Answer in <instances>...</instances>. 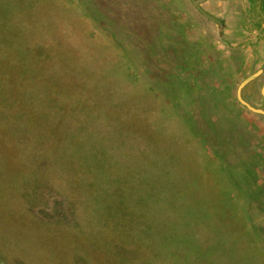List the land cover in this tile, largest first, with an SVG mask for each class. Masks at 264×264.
Returning a JSON list of instances; mask_svg holds the SVG:
<instances>
[{"label":"rangeland","instance_id":"374dc122","mask_svg":"<svg viewBox=\"0 0 264 264\" xmlns=\"http://www.w3.org/2000/svg\"><path fill=\"white\" fill-rule=\"evenodd\" d=\"M172 16L158 0H0L3 63L19 67L27 90L59 98L44 110L36 103L40 122L61 121L57 109L67 104L72 82L71 105L82 108L75 121L101 123L105 139L113 137L109 126L116 120L153 137L151 151L138 149L150 152L153 169L140 162L136 170L147 171L149 187L119 186L121 198L109 201L105 217L112 236L96 245L95 261L117 257L115 228L126 244L133 222L132 247L141 251L132 264H146L147 247L152 264H264V173L255 168L259 158L248 156L238 123L248 114L238 101L257 107L262 95L245 101L228 77V61L215 60L212 48L203 59L206 47L180 33L192 20ZM16 184L1 195L0 233L7 236L13 225L2 204L11 194L30 210L31 227L9 235L18 244L0 236V264H25L31 257L22 250L24 237L36 239L45 225L48 231L58 219H72L52 189L35 185L17 194Z\"/></svg>","mask_w":264,"mask_h":264},{"label":"trees","instance_id":"16d2710c","mask_svg":"<svg viewBox=\"0 0 264 264\" xmlns=\"http://www.w3.org/2000/svg\"><path fill=\"white\" fill-rule=\"evenodd\" d=\"M6 55L4 46L0 49V199L4 188L12 191V184H19L17 194L35 185L44 186L60 196L61 204L67 206L73 219L68 218L67 223L58 219L54 222L55 227L48 231L47 226L51 225H45L44 235L35 234L36 239L32 235L24 237L22 250L31 257L25 264H100L98 255L96 261L94 259V254H98L96 245L101 239L105 241L112 236L107 234L111 224L105 221L110 214L109 201L120 200L119 186L122 184L133 192L149 187L144 182L147 171L136 170L140 162L149 170L153 169L150 152L138 151L142 145L146 151H151L153 137L149 131L140 134L141 130L131 125L136 123L116 120L109 126L113 137L105 139L103 130H98L101 123L75 121L82 108L74 107V110L71 105L77 93L72 82L66 91L67 104L57 109L61 121L55 125L52 121H38L33 107L40 104L44 110L59 98L53 92L27 90L17 76L19 67L3 63ZM106 189H113L116 194L106 192ZM16 196L11 194L6 204L2 202L13 223L9 228L13 236L16 227L23 232L31 227L27 224L30 210L15 200ZM131 213L130 220L136 221L135 216L132 219L133 211ZM39 222V225L45 223ZM130 223L126 244L117 240L119 231L115 228L113 243L118 246L117 257L103 259L105 264H132L135 261L132 254L141 250L133 249L136 242L131 231L134 225ZM10 234L0 233V236L6 244H18L17 238ZM152 252L148 247L145 249L146 264H152Z\"/></svg>","mask_w":264,"mask_h":264},{"label":"crops","instance_id":"0c3cea01","mask_svg":"<svg viewBox=\"0 0 264 264\" xmlns=\"http://www.w3.org/2000/svg\"><path fill=\"white\" fill-rule=\"evenodd\" d=\"M254 2L253 0H158L160 5L163 4L168 9L171 16L180 12L187 19L192 20L188 25L183 24L180 33L186 36L188 43L197 41L206 47L203 59L209 57L207 51L212 48L215 60L218 58L220 63L228 61L233 69V75L228 74V77L236 80L237 88L235 87L234 91L244 93L243 99L247 102L249 100L254 102V95L261 89L264 94V20L260 18L256 8L253 10ZM262 12L264 15V7ZM170 20L172 28H176L173 25V16ZM252 77L255 79L242 87L245 81ZM238 102L248 113L238 117V123L243 124L244 127L246 148L250 147L248 156L259 158L260 162L255 164V168L257 172L264 173V101L262 100L257 107L249 106L241 100ZM234 103L231 107L238 109L237 103Z\"/></svg>","mask_w":264,"mask_h":264},{"label":"flooded vegetation","instance_id":"af4514ba","mask_svg":"<svg viewBox=\"0 0 264 264\" xmlns=\"http://www.w3.org/2000/svg\"><path fill=\"white\" fill-rule=\"evenodd\" d=\"M255 1H256V11L258 12L260 18L263 19L262 15H261V13H260V11H259V8H260V10H261V12H262V9H263V7H264V0H255ZM259 3H260V6H259ZM262 13H263V12H262ZM263 20H264V19H263ZM252 79L254 80L255 77H252V78L248 79L247 81H245V84H244L242 87H244L246 84H248L249 82H251ZM238 92L240 93V91H238ZM260 93H261V95H262V99H263V101H264V94H263L262 89L260 90ZM254 98H255V95H254Z\"/></svg>","mask_w":264,"mask_h":264},{"label":"water","instance_id":"95a60500","mask_svg":"<svg viewBox=\"0 0 264 264\" xmlns=\"http://www.w3.org/2000/svg\"><path fill=\"white\" fill-rule=\"evenodd\" d=\"M259 6H260V3H259ZM259 11H260V13H261V15H262V17H263V19H264V15L262 14V12H261L260 8H259Z\"/></svg>","mask_w":264,"mask_h":264}]
</instances>
